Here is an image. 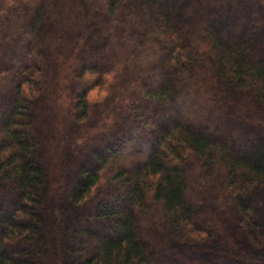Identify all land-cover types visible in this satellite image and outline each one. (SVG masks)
I'll use <instances>...</instances> for the list:
<instances>
[{
  "label": "trees",
  "instance_id": "obj_1",
  "mask_svg": "<svg viewBox=\"0 0 264 264\" xmlns=\"http://www.w3.org/2000/svg\"><path fill=\"white\" fill-rule=\"evenodd\" d=\"M262 202L264 0H0V264H264Z\"/></svg>",
  "mask_w": 264,
  "mask_h": 264
},
{
  "label": "rangeland",
  "instance_id": "obj_2",
  "mask_svg": "<svg viewBox=\"0 0 264 264\" xmlns=\"http://www.w3.org/2000/svg\"><path fill=\"white\" fill-rule=\"evenodd\" d=\"M257 206H264V202H262L261 204L257 203ZM263 217H264V215H263ZM259 220H260V222H264V218H262V217L261 218L259 217Z\"/></svg>",
  "mask_w": 264,
  "mask_h": 264
}]
</instances>
